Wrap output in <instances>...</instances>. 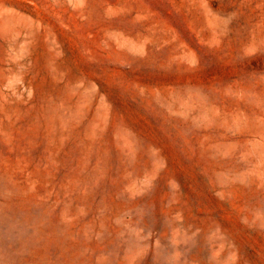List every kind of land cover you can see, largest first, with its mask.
<instances>
[{
  "label": "rangeland",
  "instance_id": "1",
  "mask_svg": "<svg viewBox=\"0 0 264 264\" xmlns=\"http://www.w3.org/2000/svg\"><path fill=\"white\" fill-rule=\"evenodd\" d=\"M0 264H264V0H0Z\"/></svg>",
  "mask_w": 264,
  "mask_h": 264
}]
</instances>
